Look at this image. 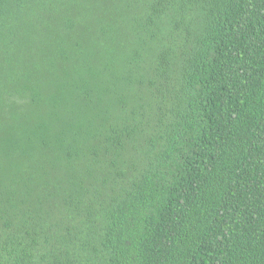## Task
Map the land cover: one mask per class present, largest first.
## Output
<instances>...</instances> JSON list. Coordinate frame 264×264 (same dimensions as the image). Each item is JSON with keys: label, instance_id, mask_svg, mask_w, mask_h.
Masks as SVG:
<instances>
[{"label": "trees", "instance_id": "16d2710c", "mask_svg": "<svg viewBox=\"0 0 264 264\" xmlns=\"http://www.w3.org/2000/svg\"><path fill=\"white\" fill-rule=\"evenodd\" d=\"M0 264H264V0H0Z\"/></svg>", "mask_w": 264, "mask_h": 264}]
</instances>
